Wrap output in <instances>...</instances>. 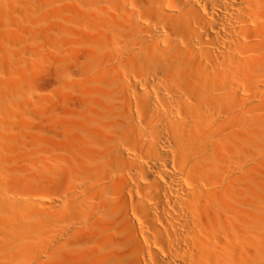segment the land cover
I'll use <instances>...</instances> for the list:
<instances>
[{
  "label": "bare ground",
  "instance_id": "bare-ground-1",
  "mask_svg": "<svg viewBox=\"0 0 264 264\" xmlns=\"http://www.w3.org/2000/svg\"><path fill=\"white\" fill-rule=\"evenodd\" d=\"M0 264H264V0H0Z\"/></svg>",
  "mask_w": 264,
  "mask_h": 264
},
{
  "label": "rangeland",
  "instance_id": "rangeland-1",
  "mask_svg": "<svg viewBox=\"0 0 264 264\" xmlns=\"http://www.w3.org/2000/svg\"><path fill=\"white\" fill-rule=\"evenodd\" d=\"M42 63L37 64L35 71L33 70L30 73V74H33V77H30V78L32 79L31 82H32V87L34 89L33 92L31 93V96L33 95L31 97V99L33 98L35 102L33 101V99H32V101L36 104H34V103L31 104V102H30V105H29L30 108H28L27 117L30 119V120H28V123L30 121V126H32V132L35 135V137H39V136L42 137L44 135V133H46V131H47V134L50 133L47 137L48 140L46 139L47 143L51 146H55V145H59L60 143L64 142L65 137L60 132L58 133L59 134L58 135V134H55L53 132H50L49 131L50 129H48V128L45 129L46 131L41 129V125L43 126L42 121H43L44 117H43V115L40 116V114H41L42 110L44 109V105L46 104L48 106V108L50 107L52 109V107H53V110H51L52 113L55 112V115L49 113V115H50L49 120L52 123H54V121H55V123L57 125H59L62 121L69 122L70 121L69 119H71V118L73 119V117L70 116L71 112H72L71 109H73L72 100L77 99L78 96H77V93L73 90V88H72L73 86L70 87L67 84H69L70 82H73L74 78H76V76L74 78L68 77V78L73 79V81L72 80L70 81L66 77L67 80H65L66 84H64L65 85V87H64L65 89H64V88H62L63 85H62V87H60L61 84L59 86V83L55 79V75H54L55 74V70H54L55 66H54V64L53 63H47L46 61H44ZM67 81H69V82H67ZM68 86L72 89H70ZM44 99H46V101H48V102L45 103ZM40 101H41V103H40ZM31 105H32V108H31ZM69 112H70V114H69ZM47 117H48V114H47ZM69 117H71V118H69ZM52 125H54V124H52ZM54 135H56V136H54ZM53 143L55 145H53ZM59 153L63 154V156H62L61 161H59V160L57 161V164H58L60 170L65 173L64 170L69 167V162H68L69 159L66 158L68 156L69 152L59 151ZM51 181L52 180L45 181L44 183H42V182L41 183L39 182V183H40V185H42L44 187L46 186V188H45L46 191H49L50 189H52L51 190L52 192H50V195L57 197L60 194L55 193L56 190L54 191V189H57L58 184L56 183L55 180L52 181L53 183ZM51 186H52V188H50Z\"/></svg>",
  "mask_w": 264,
  "mask_h": 264
}]
</instances>
